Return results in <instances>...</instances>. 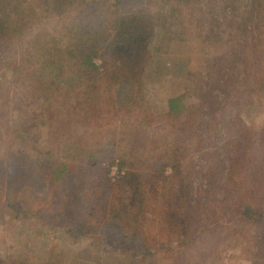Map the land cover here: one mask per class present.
Wrapping results in <instances>:
<instances>
[{"label": "rangeland", "instance_id": "1", "mask_svg": "<svg viewBox=\"0 0 264 264\" xmlns=\"http://www.w3.org/2000/svg\"><path fill=\"white\" fill-rule=\"evenodd\" d=\"M78 1L81 7L99 4L102 9H113L115 4V0ZM121 1L122 13L142 12L156 21L142 83L145 102L157 119L146 127L144 137L165 134L161 129L166 118L163 125L158 119L168 111L170 98L182 95L188 106L184 116L172 120L169 135L176 140L189 137L182 164L185 216L192 233L198 234L192 238L206 240L193 242L197 247L182 255L187 251L188 264H264L254 256L255 228L244 222L240 208L248 200L241 196L243 191L251 189L243 172L251 170L257 153L264 151V0ZM48 23L32 32L28 29L26 37L0 39L4 50L0 53V264H179L163 259L165 253L151 242L169 229L171 215L166 220L163 211L173 195L170 188H178L177 184L161 191L136 231L125 223L110 222V217L95 216L87 208L90 202L84 206L78 202L74 208L65 203L72 201L74 187L82 197L100 192L101 173L112 181L120 177L118 162L109 168L106 155L124 151L116 141L123 113L114 116V111H106L94 122L95 112L86 116L80 101L73 104L80 114H71L69 105L42 92L36 71L39 60L31 57L26 39L44 28L51 33ZM95 62L103 64L100 57ZM239 134L246 156L237 167L236 180L230 181L226 178L230 155L224 147L226 140ZM86 136L93 139L94 160L71 157L79 153L76 147ZM232 140L234 144L237 138ZM43 151L45 158L69 160L71 180L45 201L41 196L36 199L37 191L30 186L11 191L5 170L8 158L14 154L37 159ZM171 171L169 167L167 174ZM237 179L241 189L233 195L230 190ZM260 199L253 202L264 208ZM10 201L23 210L13 208ZM148 249L153 256H148Z\"/></svg>", "mask_w": 264, "mask_h": 264}, {"label": "trees", "instance_id": "2", "mask_svg": "<svg viewBox=\"0 0 264 264\" xmlns=\"http://www.w3.org/2000/svg\"><path fill=\"white\" fill-rule=\"evenodd\" d=\"M120 2L115 0L113 9H102L99 4L81 7L78 0H0V39L17 35L26 37L28 29V32H32V28L42 22H49L53 26L51 33H46L48 28H44L26 39L31 57L39 60L40 65L36 71L42 92L47 96L50 94L53 100L63 101L65 106L69 105L71 114L78 112L73 104L80 101L86 116L91 111L95 112L91 118L94 122L106 111H114V116L115 113H123L116 126L121 131L116 141L124 150L121 153L123 155L114 151L106 155L109 168L118 162L120 177L112 181L110 176L101 173L100 192L91 195L86 193L84 197L74 187L72 201L65 200L68 207L74 208L78 202L82 205L90 202L87 208L95 216L105 219L110 217V222L125 223L124 226L130 231H136L142 219L146 218L152 206L160 199L161 191L169 187L170 183L174 186L177 184L178 188H170L173 199L166 201L167 207L163 211L166 220L171 215L166 223L169 229L161 233L158 237L160 239L155 235L151 242L156 241L158 251L165 253L163 259L188 264L187 251L182 255L183 251L195 249L197 246L193 242H205L206 239L204 236H198V241L192 238L198 234L192 233L190 221L185 216L188 204L183 199L186 179L182 164L186 158L189 137L176 140L169 135L172 120L184 116L188 106L182 95L170 98L168 111L163 116L159 115L158 119V122L163 120L164 123L163 117L166 118V125L161 129L165 134L159 137L156 135L153 139L144 137L146 127L157 119L145 102L142 83L149 53L148 44L156 21L152 15L142 12L122 13ZM56 34L61 36L55 37ZM3 51L0 50V53ZM97 57L103 60L102 65L95 62ZM232 138H237L234 144ZM91 140L90 136H86L76 147L79 153H71V157L80 156L82 161L94 160L96 152H93ZM226 141L225 152L230 155L226 178L232 181L231 178L239 171V163L246 156L247 148L243 134L236 137L232 135ZM42 154L37 159L14 154L8 158L5 170L11 180V191L18 192L30 186L33 191H37L36 199L42 197L45 201L47 195H56L58 188L71 180L73 171L69 160L45 158L47 152L44 151ZM257 154L252 169L243 172L251 189L243 191L241 196H247L248 200L241 202L240 208L244 222L255 228L252 245L254 256L264 262V208L253 202L258 201V198L264 202V151ZM169 167L172 171L167 174ZM241 178L240 172L239 180ZM234 184L235 189L230 191L237 195L241 184L238 179ZM12 202L10 205L13 208L23 210L20 205ZM174 236L175 239L168 238ZM174 240L176 245L172 244ZM147 253L150 257L154 255L151 249Z\"/></svg>", "mask_w": 264, "mask_h": 264}]
</instances>
